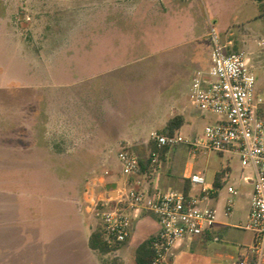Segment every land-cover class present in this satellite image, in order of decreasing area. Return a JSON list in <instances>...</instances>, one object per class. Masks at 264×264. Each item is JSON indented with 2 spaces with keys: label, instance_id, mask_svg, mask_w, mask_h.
<instances>
[{
  "label": "rangeland",
  "instance_id": "obj_1",
  "mask_svg": "<svg viewBox=\"0 0 264 264\" xmlns=\"http://www.w3.org/2000/svg\"><path fill=\"white\" fill-rule=\"evenodd\" d=\"M239 2L237 7L242 9L231 29L224 28V19L216 21L207 8L197 14V30H203L200 22L204 19L210 36L195 42L196 47L207 41L213 45L214 37L221 44L225 33L226 39L232 40L231 52L250 59L251 48L257 53L264 51V46H256L264 41L259 5L254 0ZM103 3L104 0H0V264H91L80 242V245L71 243L63 231L58 232L62 224L46 228L44 224L29 222L43 214L54 216L64 212L66 200L77 198L75 207L91 216L88 230L102 224L100 210L107 198L104 184L110 182L104 171L95 170L94 166L91 170L97 157L91 160L85 155L86 148L94 144L89 139L94 134L88 130L91 125L70 124L68 118H59L55 103H69L71 92L74 99L86 100L85 84L69 88L71 78L80 79L71 75L70 68L76 56H84L87 50L101 52L102 44L92 42L91 37L102 35L106 15ZM224 13L228 17L233 11L227 9ZM258 25L260 29L256 28ZM175 91L179 92L181 103L198 116L195 130L200 136L217 117L194 109L184 86L176 83L164 86L160 95ZM63 109L68 115V106ZM259 110L264 118V102ZM150 128L154 130L155 125ZM154 133L161 134V129ZM148 134L145 133L147 138ZM183 136L186 135L181 133L180 138ZM149 142V151L157 154L154 142ZM168 148L160 154L171 165L175 158L169 156L173 147ZM139 152L137 146L130 153L138 158ZM164 161L160 160L159 166H165ZM189 161L195 171L217 170L229 161L233 166L230 183L234 185L241 167H250L236 155L220 157L205 151H199ZM110 193L114 196L113 191ZM217 210L218 218L230 225L221 231L219 243L245 253L252 245L253 235L235 227L245 224V201L235 198L229 218L222 216V203ZM127 243L106 254L96 251L94 261L135 264V253L127 248Z\"/></svg>",
  "mask_w": 264,
  "mask_h": 264
},
{
  "label": "crops",
  "instance_id": "obj_2",
  "mask_svg": "<svg viewBox=\"0 0 264 264\" xmlns=\"http://www.w3.org/2000/svg\"><path fill=\"white\" fill-rule=\"evenodd\" d=\"M104 2L102 9L106 15L102 23V35L100 38L91 37L92 42L102 44L101 52L98 49L87 50L84 56H76V61L71 63L70 68L71 75L76 74L80 79L71 78L68 86L72 89L74 86L85 84L86 100H81V97L74 99L71 92L69 103H55V107L59 109V118L62 116L68 118L70 124L91 125L88 130L94 134L89 139L93 140L94 144L87 147L85 153L91 160L97 157V162L92 164L91 170H94V166L95 170L104 171L109 182L116 184L114 191L111 190L114 196L110 190L105 189L107 197L105 201L117 200L120 193L132 189L146 191L151 196L167 191L183 193L186 190V196L200 199L201 188L192 185L189 177L192 174L203 175L205 187L211 194L208 200L200 201L199 207H209L214 211V224L202 236L177 243L173 252V264H235L245 253H240L233 246L219 243L221 231L230 225L218 218L217 209L222 203V216L231 217L235 198L240 197L246 203V224L253 190V170L251 167L242 166L236 180L237 185L230 183L233 166L229 161L227 165L217 170L195 171L189 160L199 151L190 152L186 142L198 137L195 130L198 116L181 103L178 91L165 95H160V92L164 86L170 87L176 83L177 86L186 87L189 97L194 75L198 71L206 72L210 68L213 49L209 41L200 47L195 46V42L210 36L204 19L200 22L203 30L201 32L197 30L199 25L197 14L203 8H207L216 21L224 19V28L231 29L233 26L231 23H236L239 18L237 12L242 9L240 6L237 7L240 2L239 0H104ZM227 9L233 11L228 17L224 13ZM259 19L264 22L261 17ZM256 28L260 29L261 26L258 25ZM260 30L264 32V28ZM227 36L224 33L221 44L231 51L232 40L226 39ZM256 46H264V41L257 42ZM143 50L146 53L142 54ZM251 50V58L246 56L244 58L255 78V95L264 102V51L258 52L260 53L258 55L254 48ZM82 76H85V79ZM66 106L70 109L68 115L63 109ZM176 116L182 119V124L174 133L179 143L172 146L173 149L169 152V156L175 158L174 162L168 165L164 161L160 152L169 149L165 147L159 151L156 164H151V155L155 153L149 151L151 134L154 130H162L167 122ZM151 125H155L154 130L150 128ZM146 132H149V138L145 136ZM181 133L186 136L180 138ZM137 146L140 147L138 169L124 175L118 154L123 150L131 152V149ZM35 152L39 155L37 151ZM215 154L220 157L224 154L236 155ZM160 160L164 161L165 166H159ZM106 185L104 184V188ZM228 188H232L235 193L228 192ZM65 204L68 206L63 205L64 212L54 216L43 214L31 219L29 224L34 221L41 223V226L44 224L46 228L52 226L51 224H62V230L58 232L63 231L62 233L67 236L66 240L71 243L80 245V242L90 256L91 264H97L94 261L96 251L88 246V239L95 230H88L87 225L91 216L81 208L75 207L77 198L66 200ZM125 213L131 220L126 246L135 253L142 242L154 237L158 231V223L150 213L142 212L137 217L132 216L129 210ZM244 225L235 227L242 229Z\"/></svg>",
  "mask_w": 264,
  "mask_h": 264
},
{
  "label": "built area",
  "instance_id": "obj_3",
  "mask_svg": "<svg viewBox=\"0 0 264 264\" xmlns=\"http://www.w3.org/2000/svg\"><path fill=\"white\" fill-rule=\"evenodd\" d=\"M189 99L201 113L217 117L200 136L186 142L190 152L234 153L253 170L248 220L241 227L252 233L253 242L235 264H264V118L259 114L261 99L255 95V78L244 55L228 51L214 37L210 68L194 75ZM151 140L158 151L151 155L152 163L157 162L160 150L179 143L175 136L156 133L151 134ZM118 161L124 175L138 169V158L128 151H121ZM189 181L201 188L200 199L175 191L151 196L132 189L120 193L117 200L102 203L100 218L106 243L118 246L129 238L131 220L127 210L134 217L150 213L157 220L158 231L152 238L149 264H173L177 243L202 236L215 221L211 208L199 207L200 201L208 200L211 194L203 175L192 174ZM228 192L235 193L232 188Z\"/></svg>",
  "mask_w": 264,
  "mask_h": 264
},
{
  "label": "trees",
  "instance_id": "obj_4",
  "mask_svg": "<svg viewBox=\"0 0 264 264\" xmlns=\"http://www.w3.org/2000/svg\"><path fill=\"white\" fill-rule=\"evenodd\" d=\"M259 5L260 17L264 20V0H254ZM182 119L178 116L170 119L165 127L161 130V134L167 136H174V133L180 128ZM187 191L183 194L186 196ZM152 239L142 242L135 250L134 262L135 264H149L153 256L151 247ZM88 246L90 249L101 254H106L115 249V246H109L103 238L101 226L97 227L88 239Z\"/></svg>",
  "mask_w": 264,
  "mask_h": 264
},
{
  "label": "water",
  "instance_id": "obj_5",
  "mask_svg": "<svg viewBox=\"0 0 264 264\" xmlns=\"http://www.w3.org/2000/svg\"><path fill=\"white\" fill-rule=\"evenodd\" d=\"M115 188H116V184H114V183H110V184H107V185L105 186V189H106L107 191H109V190H113V191H114Z\"/></svg>",
  "mask_w": 264,
  "mask_h": 264
}]
</instances>
